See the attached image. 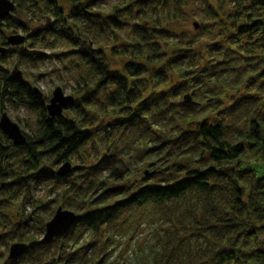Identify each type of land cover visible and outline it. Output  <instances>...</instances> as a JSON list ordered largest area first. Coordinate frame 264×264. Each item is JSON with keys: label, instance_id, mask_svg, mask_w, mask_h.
<instances>
[{"label": "trees", "instance_id": "trees-1", "mask_svg": "<svg viewBox=\"0 0 264 264\" xmlns=\"http://www.w3.org/2000/svg\"><path fill=\"white\" fill-rule=\"evenodd\" d=\"M9 1L52 16L50 25L26 36L30 49L43 36L64 42L65 55L90 81L77 83L80 97L65 115L48 118L43 99L26 81L0 71V105L21 104L39 114L35 130L22 133L24 145L0 143V208L17 198L30 208L5 235L26 245L25 255L5 264H99L107 248L98 244L102 235L145 212L154 222L152 244L139 264H264V0L230 1L229 24L219 41L206 46L202 63L191 43L161 27L169 5L180 14L190 0H133L106 16L91 11L100 0H70L66 16L56 0ZM125 28L130 41L111 54L127 60L111 70L97 39ZM1 29L25 31L10 13L0 19ZM12 53L5 48L0 60ZM18 57L47 59L22 49ZM169 73L177 78L170 86ZM92 109L97 114L89 115ZM136 145L154 156L145 169L154 168L144 171L137 187L126 180L110 186L126 172L123 154ZM15 152L24 157L17 176L6 170ZM89 152L96 162L88 167ZM69 161L75 162V179L58 177L56 165ZM40 186L62 189L63 209L76 216L62 236L48 241L32 236L46 209L31 197ZM83 234L85 246L79 245Z\"/></svg>", "mask_w": 264, "mask_h": 264}, {"label": "rangeland", "instance_id": "rangeland-1", "mask_svg": "<svg viewBox=\"0 0 264 264\" xmlns=\"http://www.w3.org/2000/svg\"><path fill=\"white\" fill-rule=\"evenodd\" d=\"M80 1L85 2L89 0ZM132 1L133 0H100L95 2L91 11L94 14L106 16L111 14L113 7H126ZM230 1L231 0H207L212 14L207 11L202 0L188 1L180 14L169 5L167 8L169 12H167L166 22L162 23L161 27L183 41L182 43H191V51H193L196 56L195 61L197 63H202L204 61L206 46L219 41L222 31L229 24L228 18L233 12V6ZM56 4L64 16H66L72 8V2L70 0H56ZM10 16L16 19L24 27L25 31L21 29H1L0 46H2V41L4 43L5 39L9 36H21L24 40L18 46L11 47L6 44L4 45L7 50H11L13 53L8 55L5 59L0 60V71L10 76L13 72H18L21 80L26 81L30 88L36 90L38 97L43 99L42 103L44 105L48 103L52 91L56 88L60 89L64 96H70L72 101L78 100L80 94L75 93L78 89L77 83L81 80H85L86 83H89L90 79L86 70L81 67L74 58L65 55L69 47L62 41L53 42L51 37L43 36L40 40L35 42V49L31 50L29 47L31 40L26 39V36L35 35L44 27L50 25L52 16L44 15L40 8L32 5H26L20 8H16L14 5L13 10L10 12ZM125 20H127V18H125ZM202 25L204 26L203 29L200 28ZM89 35L93 36L94 33L90 31ZM129 41V32L126 28L119 32H108L98 37L97 46L103 51L106 62L111 70L119 71L122 64L127 60V57L112 55V48L119 44L128 43ZM19 49L27 52L37 51L43 53L47 56V59L41 63H28L27 61L20 60L18 57ZM1 76L2 74L0 73V77ZM144 78L146 82L151 84L148 75L144 76ZM168 80L169 84L167 85L170 86L176 83L177 78L173 73H169ZM148 90L149 87H147L145 91L146 94ZM228 105L229 102L226 101L225 106ZM2 113H4L12 123L16 124L22 133L31 134L36 128V121L39 114L29 111L24 105H12L11 103L3 102L0 105V116ZM65 114L66 113H63V115ZM88 114L94 115L97 113L92 109L88 111ZM212 118L213 117L210 119ZM100 120V118L96 117L95 125H97ZM109 120L108 117L104 118L103 121L107 123ZM0 143L3 144V146L10 144V141H8L1 132ZM137 147L136 145L130 152L123 154V156L126 157V159L124 158L126 172L121 174V178H115L114 182L109 184L110 186H115L117 183L126 180L128 184H130V187H137L138 184L142 183V177H146L143 173L150 172L154 168L145 169L143 163L149 159H154V156L151 153L143 152L142 148ZM103 155V151L99 152L100 157ZM11 157L12 158L6 166V170H9L12 175L17 176L22 172V168L24 171V167L22 166L24 157L20 152L12 153ZM85 160V164L88 167L94 165L96 162L91 152L87 153ZM179 162L184 163L185 161L180 159ZM69 165L70 169L64 175L69 173V178L75 179L76 175L73 170L71 171V168L73 169L76 167L75 162L69 161ZM60 166L61 163L56 165L54 168L55 172ZM62 192V189L53 190L49 189L47 186L37 187L32 192V199L46 206V209L39 213V223L36 224V228L32 230L34 239H42L44 224L52 218L57 208L67 210L63 209L61 199L58 197V193L60 194ZM29 211L30 208L27 204H25L24 207L21 206L20 198L9 203L6 208H0V264L8 262V249L13 243H16V241H9V238L5 237V235H8L12 226L19 223L23 215ZM139 216L125 222V224L117 228V230L112 231L108 237L106 234L102 235L98 244H107V248L104 254H102L99 264H139L141 261H146L148 259V248L152 244L151 231L154 222L150 214H146V212L144 215ZM88 242L89 239L83 234L82 239L79 240V245L85 246ZM22 255H25V249L20 256ZM57 263L62 264V262ZM92 263V261H89L87 264Z\"/></svg>", "mask_w": 264, "mask_h": 264}, {"label": "water", "instance_id": "water-1", "mask_svg": "<svg viewBox=\"0 0 264 264\" xmlns=\"http://www.w3.org/2000/svg\"><path fill=\"white\" fill-rule=\"evenodd\" d=\"M13 9V3L9 0H0V19L7 16ZM24 38L21 36H9L5 39V44L8 46H18L23 42ZM4 48L0 47V54L4 52ZM12 76L20 80V74L13 72ZM36 92V90H35ZM72 102L70 96H64L60 89L56 88L52 91L48 103L45 105V112L48 118L60 116ZM0 132L11 142L13 146L20 147L24 145L25 140L22 132L18 126L12 123L8 117L2 113L0 116ZM69 163H63L57 170L56 175L62 177L69 171ZM264 214V208L262 209ZM76 221V216L73 212L57 208L52 215V218L44 224V231L42 240L48 241L53 237L62 236L67 229ZM25 246L23 244H13L8 249L7 260H12L19 257L24 252Z\"/></svg>", "mask_w": 264, "mask_h": 264}]
</instances>
